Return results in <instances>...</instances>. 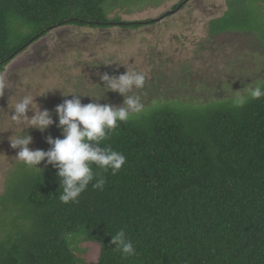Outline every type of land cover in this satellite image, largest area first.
<instances>
[{"label":"trees","instance_id":"16d2710c","mask_svg":"<svg viewBox=\"0 0 264 264\" xmlns=\"http://www.w3.org/2000/svg\"><path fill=\"white\" fill-rule=\"evenodd\" d=\"M108 1L0 0V71L57 28L152 23L109 19ZM263 2L227 0L208 36L241 32L264 51ZM103 146L126 163L115 174L94 167L105 187L90 184L76 203L59 201L52 165L40 173L20 162L23 174L0 197V264H264V97L241 108L231 100L146 107ZM121 229L134 257L111 244ZM80 230L100 243L95 261L69 249Z\"/></svg>","mask_w":264,"mask_h":264},{"label":"rangeland","instance_id":"374dc122","mask_svg":"<svg viewBox=\"0 0 264 264\" xmlns=\"http://www.w3.org/2000/svg\"><path fill=\"white\" fill-rule=\"evenodd\" d=\"M181 1L109 0L105 5L109 19L152 23L137 30L57 28L4 66L0 77L7 89L0 96V131L12 129L13 133L0 132V197L9 178L18 179L23 171V164L15 157L18 149L11 148L8 138L26 132L32 137L30 149L47 151L50 145L46 137L63 138L55 107L71 99L64 95L73 92L102 96L105 89L97 73L118 76L126 69L143 72L146 84L139 94L151 109L172 101L205 106L232 100L235 91L264 83V51L255 39L241 32L208 36V21L223 14L227 0H186L183 8L173 13V6ZM261 5L264 18V2ZM25 94L37 96L39 109L50 111L54 123L44 132L27 128V121L14 122L8 115ZM87 96L80 97L82 104L95 102ZM122 101L118 93L108 91L98 102L120 105ZM49 166L44 161L38 165L41 169ZM68 243L77 258H97L100 243L95 244L85 232H76Z\"/></svg>","mask_w":264,"mask_h":264},{"label":"clouds","instance_id":"9594fccd","mask_svg":"<svg viewBox=\"0 0 264 264\" xmlns=\"http://www.w3.org/2000/svg\"><path fill=\"white\" fill-rule=\"evenodd\" d=\"M105 89L100 97L69 93L64 96H71L65 99L54 109L63 138L46 137V143L50 148L45 150H32L28 147L32 143L31 135L24 132L21 135L13 134L8 138L12 149H18L16 158L25 166L34 168L41 173L38 165L41 161L45 165H52L57 169V177L60 179L59 201L64 204L76 203L83 192L91 184L94 190L103 191L106 179L103 175L94 172V167L104 172L117 173L126 163V156L111 147L103 146V142L109 139L121 122H128L138 119L145 112V104L141 99L139 90L144 89L146 75L135 70L126 71L118 76L107 73H97ZM27 84V81H24ZM100 85V84H99ZM101 87V85H100ZM6 86L0 77V96L4 95ZM136 90V91H134ZM108 91L118 93L123 97L122 104L113 105L110 103L101 104L98 101ZM43 92L41 95H44ZM237 94L232 98L233 107L241 108L250 99L264 97V84L246 86L243 92L235 91ZM38 95V96H41ZM87 96L95 102L82 104L80 97ZM35 97L25 94L20 98L8 112L14 122L27 121L28 127L44 132L54 121L50 111L40 110L35 102ZM33 105L37 110L33 111ZM31 111L33 115L27 116ZM11 113V114H9ZM12 129H6L5 132ZM13 133V131H12ZM111 244L120 253L122 258H130L136 255V249L132 240L126 232L121 229L111 236Z\"/></svg>","mask_w":264,"mask_h":264},{"label":"flooded vegetation","instance_id":"af4514ba","mask_svg":"<svg viewBox=\"0 0 264 264\" xmlns=\"http://www.w3.org/2000/svg\"><path fill=\"white\" fill-rule=\"evenodd\" d=\"M185 2H186V1H184L183 3H185ZM177 10H180V7H179V8H177L175 11H173V13H174V12H176Z\"/></svg>","mask_w":264,"mask_h":264}]
</instances>
